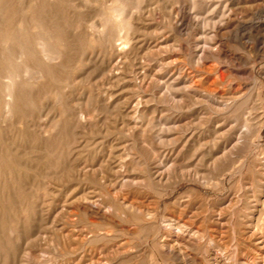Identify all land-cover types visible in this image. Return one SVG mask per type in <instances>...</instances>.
<instances>
[{"label":"rangeland","instance_id":"obj_1","mask_svg":"<svg viewBox=\"0 0 264 264\" xmlns=\"http://www.w3.org/2000/svg\"><path fill=\"white\" fill-rule=\"evenodd\" d=\"M0 264H264V0H0Z\"/></svg>","mask_w":264,"mask_h":264}]
</instances>
